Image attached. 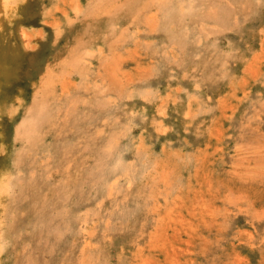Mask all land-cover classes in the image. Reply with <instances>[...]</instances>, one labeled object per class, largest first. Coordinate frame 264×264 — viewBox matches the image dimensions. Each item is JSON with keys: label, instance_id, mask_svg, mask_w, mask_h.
Listing matches in <instances>:
<instances>
[{"label": "rangeland", "instance_id": "1", "mask_svg": "<svg viewBox=\"0 0 264 264\" xmlns=\"http://www.w3.org/2000/svg\"><path fill=\"white\" fill-rule=\"evenodd\" d=\"M0 264H264V0H0Z\"/></svg>", "mask_w": 264, "mask_h": 264}]
</instances>
